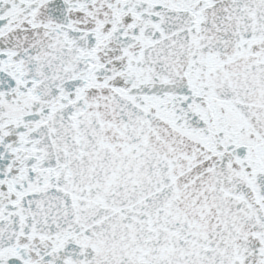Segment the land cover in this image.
Returning a JSON list of instances; mask_svg holds the SVG:
<instances>
[{
    "label": "snow or ice",
    "instance_id": "1",
    "mask_svg": "<svg viewBox=\"0 0 264 264\" xmlns=\"http://www.w3.org/2000/svg\"><path fill=\"white\" fill-rule=\"evenodd\" d=\"M0 264H264V0H0Z\"/></svg>",
    "mask_w": 264,
    "mask_h": 264
}]
</instances>
